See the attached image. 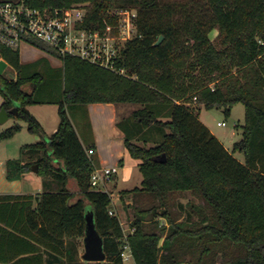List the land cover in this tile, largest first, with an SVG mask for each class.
<instances>
[{
  "label": "trees",
  "instance_id": "obj_1",
  "mask_svg": "<svg viewBox=\"0 0 264 264\" xmlns=\"http://www.w3.org/2000/svg\"><path fill=\"white\" fill-rule=\"evenodd\" d=\"M24 2L42 11L85 6L80 28L91 32L103 31L106 22L116 25L115 11L134 10L137 35L125 44L117 63L125 75L62 56L33 40L32 45L63 63L61 94L50 100L40 97L46 75L26 73L19 52L0 46V57L17 73L16 80L0 74L1 109L16 117L12 112L17 108V119L42 139L6 162L7 180H21L38 166L36 174L54 185L36 196H0V202H14L19 211L20 252L8 264L43 263V241L46 251L51 248L46 264H124L126 243L135 264H264V0ZM216 30L218 45L211 40ZM27 85L32 92L24 90ZM94 103L140 106L117 123L126 153L139 161L143 175L142 188L122 191L121 197L146 195L155 204L136 208L133 234L126 238L120 219L110 214L111 193L92 189L96 160L69 114ZM37 104L58 105L60 123L50 137L28 110ZM237 104L245 107V124L242 139L229 151L199 115L202 108L225 109L230 115ZM21 129L15 124L2 131L0 141ZM237 153L244 155L243 163ZM71 181L77 193L71 192ZM184 192L204 206L189 205L190 212L179 220L171 207L174 196ZM87 203L104 240L105 262L80 259Z\"/></svg>",
  "mask_w": 264,
  "mask_h": 264
},
{
  "label": "crops",
  "instance_id": "obj_2",
  "mask_svg": "<svg viewBox=\"0 0 264 264\" xmlns=\"http://www.w3.org/2000/svg\"><path fill=\"white\" fill-rule=\"evenodd\" d=\"M0 61L5 62L1 57H0ZM20 61L21 64L24 66V71L26 73L31 74L39 71V67H40L39 62L41 60L33 61V62L31 60L23 61V59L20 56ZM5 63L7 66L2 74H4L6 69L8 68L14 70L12 67H10L9 64H7V62ZM62 66H63L62 61L58 60L54 65H51L52 68L50 67L49 69H51V71H54L57 68L61 70ZM39 72L46 74L45 69ZM16 78H17V73L13 80H16ZM2 104H3V98L0 95V112L2 110L1 109ZM202 109L199 115V119L204 125H206L210 129V127L201 117ZM28 110L42 124L47 136L50 137L51 135L56 133L60 123L57 104L32 105L28 107ZM121 110H122V105H115L111 103H107V104L94 103L88 105L85 108L75 109L77 115L79 117L86 119L87 121L84 126H81L79 128L75 126V129L82 144L85 146V148L88 149L90 156L94 157V159L96 160L97 169L119 167V171H120V169H123L125 167V159L128 155L125 149V140H124L125 134L117 126V123L120 121ZM7 114H8L7 121H5L4 123H0V133L4 130L3 125L10 122L11 119H14L16 121L18 120L17 117H13V118L10 117L8 112ZM49 115H51L52 118H50ZM122 119H124V117ZM210 131L224 145L222 140L211 129ZM241 139H242V135H241ZM8 160L9 159L0 158V196H9V195L36 196L44 193L45 191H50L54 188V185L51 184L50 178L45 179L39 177L37 174H34L35 172L24 175V177L21 180L8 181L7 170H6V162ZM113 177H116V179L119 180L120 174ZM45 182H47L48 184L45 185ZM142 182L143 179L140 181L141 187H139V189L142 188ZM137 188L138 187H136L135 189ZM132 190L134 189L123 190V191H132ZM121 192L117 195V197H115L113 192H109L111 193V197H112V206H113V209H111L112 212L113 210H115L116 207L119 206V204L123 206L125 205L127 207L130 205L131 206L134 205L135 199L133 198V196L131 195L122 198ZM36 206L37 204L34 205V208H36ZM118 218L121 221V217L118 216ZM121 223H122V227H124L125 223L124 222ZM18 224H19L18 206L15 205L14 202H7V201L0 202V264H8V262L10 263L13 262L14 255L19 254L20 252L18 246L19 233L15 231V226H17ZM124 233L125 236L130 235L133 234V230L132 228L128 227L126 230L124 229ZM39 246L44 252V262L43 263L39 262L38 264H46L45 259L47 256H49L48 254L51 253L50 250L51 248L47 247L48 249L46 251V244L44 243V241L40 242ZM79 253L82 259V256L84 254V252L82 251V247H80ZM132 260H129L125 264L130 263V261Z\"/></svg>",
  "mask_w": 264,
  "mask_h": 264
},
{
  "label": "built area",
  "instance_id": "obj_3",
  "mask_svg": "<svg viewBox=\"0 0 264 264\" xmlns=\"http://www.w3.org/2000/svg\"><path fill=\"white\" fill-rule=\"evenodd\" d=\"M86 15L87 10L81 5L42 11L30 8L24 0H0V46L18 51L22 44L32 45L33 40L39 41L62 56L71 55L125 75L126 71L118 68L117 63L125 44L137 35L134 26L136 11H115L113 15L118 23L106 22L103 31L95 32L80 28ZM118 173L119 167L96 169L91 177L92 189L95 190L100 183L106 186ZM121 258L124 264L133 259L127 243L123 246Z\"/></svg>",
  "mask_w": 264,
  "mask_h": 264
},
{
  "label": "rangeland",
  "instance_id": "obj_4",
  "mask_svg": "<svg viewBox=\"0 0 264 264\" xmlns=\"http://www.w3.org/2000/svg\"><path fill=\"white\" fill-rule=\"evenodd\" d=\"M211 40L216 45H218L219 40L217 30L211 33ZM18 51L23 61L31 60L33 62L41 60L39 62V71H43L44 69L46 70L45 75L47 81L46 86L44 87V90L40 96L41 99L50 100L58 98L61 94L62 73L61 70H59L58 68L54 71H51V69L49 68L51 67V65H54L60 59L43 50L38 49L35 46H30L27 44H22ZM4 76L8 79H14V77L16 76V71L12 70L11 68H8L6 69ZM211 87H214V84L211 85ZM24 90L30 93L32 92V87L30 85H27L24 87ZM139 107V105L135 104H122L120 120H122L123 117L126 118L127 116H130L131 113ZM69 114L72 122L76 127L79 128L86 124V119L79 117L74 108L69 111ZM49 117L52 118L51 115H49ZM201 117L210 127V129L222 140L225 147L232 151L234 144L241 139V130L242 126L245 124L246 117L245 107L242 104L235 105L232 108L230 115L226 114L225 109H202ZM15 124H20L22 129L20 132L16 133L12 138L0 141V158L9 160L17 159L20 157L21 148L23 146L36 144L42 141V139L38 135L31 134L27 129V123L21 120L16 121L14 119H11L10 122L3 125V129L6 130ZM219 124L225 125L220 126ZM157 139H160V136H158ZM159 142V140H156L152 144H147V147H151ZM235 157L242 163L245 160L244 155L240 153H237ZM138 163L139 161L127 155L125 159V167L123 169H120L118 173L120 174V179L117 180L116 177H113L114 179L111 178V180L107 182L106 186L100 183L94 189L96 191L108 190L109 192H113L115 197H117V195L123 190L141 187L140 181L143 179V175L138 168ZM69 187L71 192L77 193V188L74 181H71ZM173 199V206L171 207L172 212L174 216L177 217L179 220H183L188 215V213L190 212L189 205L195 204L197 206H204L203 202L196 198L191 192L176 194ZM154 204L155 201L152 198L146 195H140L135 198L133 206L130 205L127 207L124 205V207L123 205L119 204V206L116 207L115 210H113V214L121 217V222L125 223V226L123 228L126 230L128 227L132 228V223L135 220V211L137 207L140 209H146ZM111 209H113L112 205ZM86 210L87 212H91V207L88 203L86 204ZM197 219V216L193 217V220ZM157 220L161 226L168 225V222L165 219ZM81 247L82 251L84 252V245H82ZM82 262L85 261L82 260ZM128 264H134L133 260L130 261V263Z\"/></svg>",
  "mask_w": 264,
  "mask_h": 264
},
{
  "label": "water",
  "instance_id": "obj_5",
  "mask_svg": "<svg viewBox=\"0 0 264 264\" xmlns=\"http://www.w3.org/2000/svg\"><path fill=\"white\" fill-rule=\"evenodd\" d=\"M163 41V37H160L159 41L155 44L156 46L160 45ZM6 63L0 61V74L3 73L6 68ZM16 117L18 114L17 108L12 112ZM8 119V114L5 109H2L0 112V123H4ZM38 166L34 167V172L37 173ZM86 232L84 237V254L82 260L85 262H105L107 255L104 250V240L102 236L97 231L94 216L92 212H87L86 216Z\"/></svg>",
  "mask_w": 264,
  "mask_h": 264
}]
</instances>
